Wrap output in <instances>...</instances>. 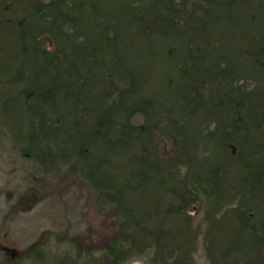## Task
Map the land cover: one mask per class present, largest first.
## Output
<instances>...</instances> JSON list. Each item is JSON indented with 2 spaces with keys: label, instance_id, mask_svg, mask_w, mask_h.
<instances>
[{
  "label": "trees",
  "instance_id": "trees-1",
  "mask_svg": "<svg viewBox=\"0 0 264 264\" xmlns=\"http://www.w3.org/2000/svg\"><path fill=\"white\" fill-rule=\"evenodd\" d=\"M0 130L114 219L52 264H264V0H0Z\"/></svg>",
  "mask_w": 264,
  "mask_h": 264
},
{
  "label": "rangeland",
  "instance_id": "rangeland-1",
  "mask_svg": "<svg viewBox=\"0 0 264 264\" xmlns=\"http://www.w3.org/2000/svg\"><path fill=\"white\" fill-rule=\"evenodd\" d=\"M164 69L160 65L158 72ZM24 153L0 130V264H52L66 257L83 260L78 256L92 261L85 252L96 249L114 228L110 210L97 205L94 191L71 174L68 165L49 173ZM72 238L87 250L78 255L79 247L69 243ZM34 246L39 247L38 256L27 257ZM149 258L147 252L125 264H149ZM196 259L207 264L201 248Z\"/></svg>",
  "mask_w": 264,
  "mask_h": 264
}]
</instances>
